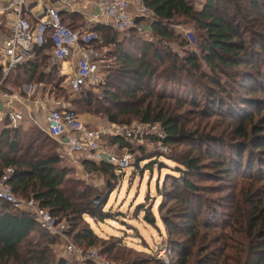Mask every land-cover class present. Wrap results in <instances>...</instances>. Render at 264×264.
<instances>
[{"label":"trees","instance_id":"trees-1","mask_svg":"<svg viewBox=\"0 0 264 264\" xmlns=\"http://www.w3.org/2000/svg\"><path fill=\"white\" fill-rule=\"evenodd\" d=\"M139 1L152 18L134 19L147 24L150 38L135 30L119 33L95 24L99 35L94 46L100 43L102 48H113L110 57L116 65L102 70L99 97L80 89L79 96L70 99L77 109L68 110L76 116L103 114L108 123L117 125L156 123L165 134L166 145L194 144L170 159L176 164L174 176L166 178L170 191L164 186L160 189L165 199L159 211L164 212L161 220L167 236L162 244L172 252L169 264H264V129L260 130L264 117L260 127L253 121V111L264 107V99L255 105L257 99L244 95L249 90L264 96V70H260V61H252L257 53L264 54V0ZM59 13L65 25L79 29L70 23L79 16ZM175 22L192 30L195 49L174 28ZM247 36L254 40L250 43ZM52 48L47 37L43 47L18 66L20 73L12 84L20 79L39 84L55 81L58 66L47 71ZM246 66L256 72L242 71ZM57 80L58 92L65 93L59 89L63 79ZM247 100L256 109L246 114L243 106L249 104ZM99 105L104 113L96 110ZM23 122L24 118L17 128L7 126L0 131V177L6 168H12L6 182L12 193L35 201L57 223L64 221L66 236L78 247L98 248L104 259L116 264H164L156 253L124 259L119 252L129 255L131 250L123 239L114 236L106 240L94 232L87 218L95 224L117 220L104 209L108 192L102 198L83 181L67 179L69 170L63 165L58 144L36 126H21ZM207 129L213 135L202 134ZM110 143L132 151L120 138ZM199 145L205 150L197 149ZM203 160L210 163L202 165ZM82 164L100 175L118 176L107 163L83 160ZM206 166L232 181L233 210L222 213L224 219L219 215L222 204L204 197L202 187L193 182L203 177ZM233 173L240 175L238 179ZM203 200L216 206L209 207ZM142 207H137L138 213ZM150 214L146 213L147 222L155 224ZM212 219L222 221L219 224ZM56 243L55 235L41 229L32 216L14 211L0 200V264H70L67 257L56 254ZM115 249L117 253L110 256Z\"/></svg>","mask_w":264,"mask_h":264},{"label":"built area","instance_id":"built-area-1","mask_svg":"<svg viewBox=\"0 0 264 264\" xmlns=\"http://www.w3.org/2000/svg\"><path fill=\"white\" fill-rule=\"evenodd\" d=\"M64 1V0H60ZM67 10L73 11L74 5L86 4L87 0H68ZM35 0H0V122L8 120L12 128L20 122L18 105L22 104L19 93L11 86L2 84L19 65L23 64L29 55L37 48L43 47L47 37L51 39V64L65 63L76 59L77 71L66 80V87L77 92L82 84L99 85L104 75L100 70L101 56L94 46L98 36L93 32L72 30L62 22L59 10L52 5H44L43 15L37 21H31L28 16L33 12ZM129 0H96L94 9L87 19L90 24L102 23L119 33L135 30L142 34L146 31L143 22L137 23L134 17L148 18L149 12L140 3L135 8V16L129 12ZM182 34L191 42L190 31L182 30ZM43 108L46 106H42ZM46 132L49 137L60 141L65 153L70 158L79 157L91 163H107L115 168L116 173L127 168L133 155L127 149H120L117 144H111L113 138H120L129 145L140 144L143 141L157 145L161 154L168 149L163 142L165 134L159 124L132 123L117 125L109 123L96 128H88L72 112L65 109H51L46 117ZM12 168H6L0 177V200L10 205L11 209L26 213L39 224L41 229L62 239L63 254L72 262L81 264H113L101 257L96 249L83 250L67 241L66 225L57 223L48 211L41 209L33 200L17 198L6 184ZM60 225V227H59ZM161 248L156 257L168 264Z\"/></svg>","mask_w":264,"mask_h":264},{"label":"rangeland","instance_id":"rangeland-1","mask_svg":"<svg viewBox=\"0 0 264 264\" xmlns=\"http://www.w3.org/2000/svg\"><path fill=\"white\" fill-rule=\"evenodd\" d=\"M135 1L129 0V4H130L129 12L133 17L135 16V14L132 11V9L139 7V3L141 4L139 0L137 3H135ZM40 6H41V3H39V5L36 6L35 8H39ZM68 14L70 13L68 12ZM149 16L148 18L151 19L152 18L151 14H149ZM82 21L84 20L76 18L70 23H72L71 25H73L76 28H80V29L82 28L81 30L93 32L97 36L99 35L98 33L94 31L97 24L96 25L94 24L95 26H93V24L87 25L83 23ZM64 22L69 23V21L67 22L66 19ZM80 23H82V26L79 25ZM143 24L146 28H148L146 23H143ZM174 24L175 25L173 26L177 31L181 32L182 30H187L192 33V30L189 27H185L182 24H179L177 22H175ZM1 27H4V22H2ZM148 29H146V31L141 34L144 36V38H150V31ZM247 40L250 41L251 43V41H253L254 39L252 37L250 38V36H247ZM189 43H190L191 48L195 49L196 44H195L194 39H192L191 42ZM95 48L100 54L102 61H104L102 62L104 64L100 65V70L101 71L104 70L107 66L110 67V69H112L116 65V62L114 61V59L110 57V55H112L113 48H110V47L102 48L100 47V43L98 45L96 44ZM255 56H256V59L254 60V57H253L252 61H260V70L263 71L264 70V54L260 52V53H257V55ZM27 58H30V57H27ZM242 69H243L242 71L248 72L250 74H254L256 72V70H254L253 68L249 66L243 67ZM17 72L20 73L19 69L17 70ZM0 73H1V70H0ZM102 73L104 75L103 71ZM57 74L56 75L54 74L56 77V80L52 81V83L42 82L41 84H39L38 82H25L24 80L22 81L20 79L17 82H15L14 85H12V84H9L11 80L10 78H8L4 81V84H2V89L4 88V85L9 86V87L12 85L11 87L15 89L16 91L17 90L27 91L28 88L30 87H33V88L36 87V89H39L41 91L42 95L48 92L47 94L48 97H40V98L32 97L30 99H27L28 101L34 103L35 101L41 102V101H44V99H48V101H51V102L53 101L55 103L56 102L62 103L66 108H71V109L76 108L77 109V107H75L74 105L70 103V99L78 97L80 90L77 92H74L70 88L65 87V89H62L63 91H65V93L58 92L57 90L58 80L57 79L60 77ZM14 78H16V76L13 77V81H15ZM98 86L99 85L86 83V84L81 85V89H83L84 91H89L93 93L94 97H99L101 94V88ZM60 88L61 87L59 86V89ZM111 90L114 91L115 89H111ZM252 90L255 91V89H252ZM244 95H246L247 97H251L252 99L253 98L257 99L258 102L256 101L255 105H260V99L261 100L264 99V96H261V94L254 93L253 91H249V90L244 92ZM245 103H249L243 106V111L246 114L256 109V108L254 109L253 106L250 105L253 103L252 101L245 102ZM260 108L264 109V107L258 106L256 111H253V114H254L253 121L256 127H260V125H262L260 124V118L264 117V111L260 112ZM96 110L101 111V113H104V108L101 105H99V107H97ZM102 115H98L96 118L102 119L104 123L107 122L105 117ZM45 116H47L46 113H45ZM25 119L27 120V117H25ZM79 121L81 122L80 119ZM132 123H137V122L132 121ZM263 129H264V125L261 126L260 130L262 131ZM203 133H206L209 136L213 135V131H209L208 129L204 130L202 134ZM130 146L132 150L131 154L133 155V159L130 161L129 166L127 168H122L123 169L122 172L116 173V175L118 176L115 179L109 178V176L100 175L92 171L91 169H89L88 167L82 164V160L79 157L70 158V157H66L63 154V159H64L63 165L67 167L69 170L67 179H78V180L83 181L84 185L91 186L93 189H96L97 193H99V195L102 198H105L108 192L104 209L105 211L111 213V215L113 216V219L117 218V220H108L104 222L103 224L101 223L95 224L93 221H91L88 218H87V221L89 222L90 227L100 237L106 240L109 239V237H114V236L120 237V239H123L124 244L127 245V248L131 250V253L129 255L126 253V251L119 252V254H123L124 259H127V258H130V260H135V258L141 259L144 256H146L145 254H149V253L157 254L159 251H161V248L166 247V251L163 254V257L169 264V259L172 256V252L166 245L162 244V239L166 238L167 236L164 230V225L161 220V215L164 212L161 213L159 211L161 202L163 201V199H165L161 195L162 190L160 189H162L164 186V188H167V190L170 191L169 184L166 183V178L168 176H174L173 170L176 167V164L173 163L170 159L173 158L174 155L175 156H177L178 154L181 155L184 151H187L189 148L195 147V146L192 143L190 144L184 143L181 146L172 145V144L170 145L168 143L166 145L168 149L166 154H161L160 151L157 149V145L152 142H148V141H143L140 144H133ZM203 147H207V146H203ZM198 148H200L203 151L205 150L204 148H202L201 145L197 146V149ZM215 149L217 152H220L219 148H215ZM60 153L62 154L61 151ZM221 153L225 154L226 151L222 150ZM247 156H248V153H245L244 160L245 159L247 160ZM214 157L216 158V156ZM209 163H210L209 160L202 161V165H208ZM202 173H203L202 174L203 177L199 178L198 180L193 179V182L197 183L198 185H200V187H202L201 188L202 191L200 193L204 197H207L211 200H214L215 202H218L219 204H222V208L219 209V215H221V218L224 219L222 216V213H229V212H232L233 210V206L231 205V201H230L231 193L234 190L231 186L232 181L225 180V178L223 177L224 175L223 172L216 173V171L211 170L208 166L204 167V170ZM241 174H242L241 176H243V173ZM204 175H210L211 178L210 177L205 178ZM213 176H219L220 178H214ZM236 176L239 177L240 175L238 173H233L232 177L238 179ZM106 186H108V188ZM242 190L244 193L245 189L243 187H242ZM237 193H238V190H237ZM203 201L205 205L207 204L209 205V207L211 205L212 207L216 206V204H214L213 202H208L206 200H203ZM140 205H143L142 207L143 211H145L146 213L149 212L151 213L150 214L151 216L155 217V224L153 223L150 224V222H147L144 220L143 211L139 213L137 212V207ZM222 219L218 221L212 219V221L220 224ZM60 223H64L66 225L64 221ZM228 232H230V229L228 230ZM232 235L236 239L241 240L238 234L232 233ZM66 238L70 244H73L68 237ZM73 245L76 246L75 244ZM65 246L66 245H64L62 239H59L57 240V243L53 246V249L54 251H56V254L58 256H61V254H63ZM94 249L98 251V248H94ZM116 253H117V249L113 250L110 253V256H114ZM107 261L113 264H116V262H113L110 260H107ZM70 264H81V263L75 261Z\"/></svg>","mask_w":264,"mask_h":264},{"label":"crops","instance_id":"crops-1","mask_svg":"<svg viewBox=\"0 0 264 264\" xmlns=\"http://www.w3.org/2000/svg\"><path fill=\"white\" fill-rule=\"evenodd\" d=\"M95 1L96 0H87L86 4H80L79 3V5H74L73 6L74 7L73 11H68L66 5L67 4L71 5V2H69L68 0H64V1H60V0H35L36 4L34 3L35 5H34L33 9L36 6H38L39 3H41V6L39 8H35L34 10H32L33 13L31 15H26V16H28V18L31 21L35 22V21H37L38 18H40L43 15V7H44V5H52V6L56 7L59 11H63V12H67V13L69 12L71 15H76L77 17L79 16L80 19L84 20V21H82L83 23H85L87 25L88 24L92 25V24L87 22V19L89 18V16L91 15V13H92V11L94 9V2ZM137 2H138V0L135 1V3H137ZM132 11L135 12V9H132ZM97 24H102V23L100 22V23H97ZM1 25L2 24H0V30H2ZM93 26H95V25L93 24ZM77 30L84 31V30H81L80 28L77 29ZM31 56H32V54L29 55V57H31ZM29 59L30 58H27V60L24 63H27L29 61ZM101 61H102V59H101ZM102 62H104V61H102ZM102 62H101V64H103ZM70 64L71 65H69V62L55 64V65L58 66V69H57V73L58 74L57 75L63 79L62 83L60 84V87L62 89H65V87H66V83L65 82H66L67 78L70 75L75 74L76 71H77L76 59L75 58L72 59V61H70ZM51 66H52V64H51V57H50L49 67L47 68V71L49 70V68ZM17 69H18V67H17ZM17 69H15L14 71L11 72L10 77H9L11 81L9 80L10 81L9 84H12L13 77L17 75ZM17 92L19 93L20 97L22 98V104L18 105V110H19L18 112H19L20 119L24 118V122L21 125L23 127H25V126H34L35 127L36 126L43 133L48 135L47 132H46V117L47 116H45V113L48 114V112L51 109H57V110L58 109L59 110L60 109H65V110H68V108H66L62 103H57V102L55 103L53 101L51 102V101H48V99H44V101H41V102L35 101L34 103L28 101L27 99H30L32 97L33 98L48 97L47 96L48 92L44 93L42 95L41 91L39 89H36V87H34V88L30 87V88H28L27 91H25V90L24 91H18L17 90ZM44 105L46 106V108L42 107ZM0 110H3V105H2L1 101H0ZM68 111H70V110H68ZM25 117H27V120L25 119ZM77 117L88 128H96V127H99V126H102V125H108L109 124L108 122L104 123V121L102 119H98L95 116H91V115H87V114L78 115ZM6 121H8V120L6 119L3 122H0V131H2V129H4V128H7V126L9 128H12L10 126L9 121H8V123H6ZM19 124H21V123H18V125ZM18 125H17V127H18ZM17 127H15V128H17ZM15 128H12V129H15ZM51 139L58 144V147H59L58 150H59V152L60 151L62 152V154H61L62 157H63V154L66 157H68L67 154L65 153L64 146L60 143V141H57V140H55L53 138H51ZM55 237L57 238V240L60 239L57 236H55ZM61 256L64 257V254H61Z\"/></svg>","mask_w":264,"mask_h":264},{"label":"water","instance_id":"water-1","mask_svg":"<svg viewBox=\"0 0 264 264\" xmlns=\"http://www.w3.org/2000/svg\"><path fill=\"white\" fill-rule=\"evenodd\" d=\"M143 214H144V215H143L144 220L147 221V215H146V212L144 211Z\"/></svg>","mask_w":264,"mask_h":264}]
</instances>
